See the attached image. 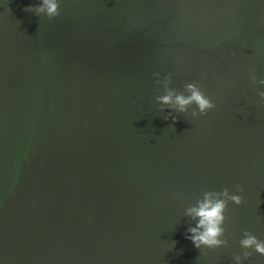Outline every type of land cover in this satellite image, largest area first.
I'll return each mask as SVG.
<instances>
[{"label": "water", "instance_id": "1", "mask_svg": "<svg viewBox=\"0 0 264 264\" xmlns=\"http://www.w3.org/2000/svg\"><path fill=\"white\" fill-rule=\"evenodd\" d=\"M39 3L0 0V264H235L264 241V0ZM169 75L216 107L162 109ZM224 188L228 245L197 249L185 210Z\"/></svg>", "mask_w": 264, "mask_h": 264}, {"label": "clouds", "instance_id": "2", "mask_svg": "<svg viewBox=\"0 0 264 264\" xmlns=\"http://www.w3.org/2000/svg\"><path fill=\"white\" fill-rule=\"evenodd\" d=\"M25 11H34L37 16L46 15L49 20H52L60 15V0H40L38 5H31ZM155 76L159 77L160 73H155ZM251 80L253 83L257 82L254 70L251 74ZM258 82L264 85V79ZM156 83L158 85L163 84L164 86L165 94L156 97L162 109L164 106H168L178 113H187L189 108L195 104L198 110H193L191 115L197 117L206 115L209 110L216 107L196 83L185 84L184 88L185 92L188 93L187 95L179 93L169 86L171 84L170 75L164 77L163 80L157 79ZM258 94L261 97V102L264 103V91H260ZM171 120L173 123H176L179 120V116H172ZM237 191L243 192L244 188L237 186ZM230 201L236 205H241L243 197L231 194L227 188L219 192L206 191L202 199L197 200L195 205L185 210V215L191 217L196 222L195 226L188 228L187 232L189 235H186V239L190 240L197 249L205 247L216 249L228 245V240L222 237L225 236L223 225L227 219L225 212L228 209ZM243 236L244 238L240 240L243 250L242 255L235 256V264H243V260L250 258L253 254V251L250 250L264 255V241L259 240L249 231H245ZM174 244L175 242H173V246Z\"/></svg>", "mask_w": 264, "mask_h": 264}]
</instances>
